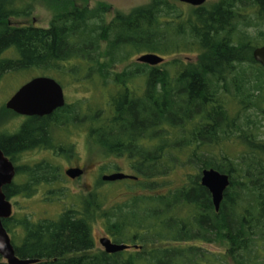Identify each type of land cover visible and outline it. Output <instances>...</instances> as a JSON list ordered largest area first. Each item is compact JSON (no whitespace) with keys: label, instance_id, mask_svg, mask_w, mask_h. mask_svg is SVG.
I'll return each instance as SVG.
<instances>
[{"label":"trees","instance_id":"trees-1","mask_svg":"<svg viewBox=\"0 0 264 264\" xmlns=\"http://www.w3.org/2000/svg\"><path fill=\"white\" fill-rule=\"evenodd\" d=\"M13 6L0 0V77L6 72L37 68L64 87L66 75L71 83L101 85L108 99L100 100L96 107L80 101L46 117L29 118L17 132L0 135L5 155L18 156L36 147L64 149L63 144H55L48 126L77 123L80 126L76 127L93 134L95 142L108 152L127 156L138 176L131 182L146 190L130 197L135 205L121 204L107 211L105 227L112 239L182 241L194 234L216 233L217 240L224 236L229 242L220 260L206 252L202 259L185 262L176 257L167 264H264V137L260 126L264 124V67L252 55L261 43L230 33L217 40L174 43L152 51L163 56L193 53L196 58H175L159 66L132 62L122 72H115L113 68L129 58L91 60L76 55L66 58L56 50L37 52L32 36L44 32L9 29L7 20L14 15ZM179 7L171 0H151L128 15L117 13L111 27L156 30L165 26L173 31L190 27L197 35H207L250 15L264 21V0H220L212 9L201 6L182 11ZM65 13L82 20L90 9L75 8ZM62 28L50 30L56 31L60 42L67 31ZM11 51L12 57L3 56ZM61 69L65 71L63 77L55 73ZM134 81L138 82L136 87L132 86ZM253 108L263 121L246 115ZM227 142L242 148L228 152L225 148L232 145ZM207 147L214 148V153ZM178 168L185 172L183 184L170 188L169 179L159 181ZM206 168L229 175L230 185L219 211L200 182ZM164 187L169 189L162 191ZM73 211H66L57 223L28 227L24 245L15 246L16 253L22 258L40 259L36 264H158L150 262L151 251L144 250L120 254L119 260L104 251L85 255L94 241L85 219L68 216ZM115 217L117 221L112 223ZM0 264H6L1 256Z\"/></svg>","mask_w":264,"mask_h":264},{"label":"rangeland","instance_id":"rangeland-1","mask_svg":"<svg viewBox=\"0 0 264 264\" xmlns=\"http://www.w3.org/2000/svg\"><path fill=\"white\" fill-rule=\"evenodd\" d=\"M171 1L176 2L182 11H187L188 8L195 7L181 3L178 0ZM219 1L220 0H207L203 7L212 9ZM10 2L14 3V15L8 17L7 22L9 29L19 27L20 29L37 30L40 33L44 32L41 33L42 36H32V43L37 46L35 47L36 50H38L37 52L40 51L44 53L46 51L56 50L61 56L66 58L76 55L80 58H88L91 60L100 58L106 60L107 56H116L123 59L129 58L124 64L115 66L113 68L115 72H122L124 68L132 62H138V58L143 54L156 53L161 55L152 50L170 47L174 43H192L206 38L217 40L230 33L237 37H246L260 42L261 45L264 44V21H259L255 15L248 16L246 20H235L230 27L224 30L212 31L207 35H197L190 27H185L179 31H173L165 26H161L156 30H150L145 27H139L137 28L138 30H130L126 27L122 28L117 26L111 27L112 20L117 13L128 15L135 9L147 6L151 0H32L29 3L30 5L22 3L20 0H7V3ZM62 3H68V5H63ZM75 8H89L90 13L82 20L65 16L66 10ZM62 27L67 31L66 34H63L62 41L60 42V38H56V31L52 33L50 30L53 28L58 30ZM127 32L135 34L137 37H131ZM118 36H120V38H118ZM11 55H14V52L5 53L3 56L12 57ZM163 57L165 58V62H169L175 58L184 60L195 59L196 54L183 53L180 55ZM159 65L161 64L156 66ZM57 71L58 72L55 73L58 74L59 77H63L61 74L65 73L64 69ZM40 72L41 71L37 68H30L29 70L6 72L0 77V135L7 132L10 134L17 132L20 124L25 120L13 112L7 111L5 105L24 82L31 80L36 74H40ZM69 80V76L66 75L64 81H62L66 84L65 93L68 104L83 101L86 104L89 103L96 107L97 104L99 105L100 100L104 102L107 101L108 95L103 86L93 85V88V86H90L88 83L87 85H81L80 82L76 84L71 83ZM137 85L138 82L136 83L135 81L132 84V86L135 87ZM95 87L98 90H96ZM139 88L143 89V86ZM93 96H96V99H93ZM97 99L99 101H97ZM254 112L257 113L255 108L248 110L246 115L248 117L252 115V119L255 121H263L262 115L259 114V112L254 114ZM73 124L75 125L62 124L48 126L55 144L61 143L64 149H74L73 152L65 154L60 150L56 152L52 151V149H47V147H36L17 154L16 164L20 165L21 170H23L26 169L25 166H34L45 159L50 164H55L56 167L61 168L63 171L64 167L70 164L69 160L73 158V154H78L80 163H88V160H90L89 162L91 164L93 162L95 166L104 163L112 165L113 167L119 166L120 169H124L123 171L132 173V164H130L131 162L127 156L118 157L111 152H108L107 155L104 156L103 149L94 146L90 143V140L87 141L88 136L84 132V129L76 127L78 125L77 123ZM260 126L261 137H264V124ZM87 143H89V146ZM144 143L152 144L151 141H144ZM225 144L232 145V147L225 148V150L231 153H235L242 148L239 145H233L234 143L231 142ZM207 150L211 154L215 151L212 147H207ZM68 154H72V156L69 157ZM54 155H58L59 157ZM193 171L196 172L197 168L193 169ZM166 176L159 179V181L163 182L165 181L163 179H169L172 182H169L167 185L171 188L183 184L185 172L182 168H178L173 174L171 173L167 177ZM82 179L85 180V178ZM24 180V173L21 172L16 179V183L23 182ZM53 181L54 182L51 181V178H48L43 181L31 182L27 190L20 192L16 196L10 197V201L13 204V216L10 220L4 221V223L10 230H8V232L15 246L22 247L24 245L23 239L28 227H41L52 222L51 220H59L63 212L70 209L85 208V205H82L80 197H85V195H88L87 193L94 188L92 183L91 186L84 187L81 183L68 181L63 176ZM96 189L98 188H95L92 192L95 196L97 195L96 192H98ZM144 189L145 188L139 187V185H135L131 181L107 183L103 188V196L106 197V211H112L121 204L127 203L129 205H135L134 200L130 197L134 194L136 195L138 192L146 191ZM167 189L169 188L164 187L162 191H166ZM255 196H259V193ZM229 207H227V209L230 211L231 209ZM92 208L93 205H90L89 209ZM98 211L96 207V213H93L91 216L93 230H90V234L92 240H96L95 249L85 253V255H92L102 251L98 239L108 234L106 227H104L102 223H99ZM115 221H117V217L113 219L112 223ZM191 235L192 234H189V236ZM148 240L136 238L134 241H130L125 239L117 243L126 244L127 242H132L140 245L141 250L151 251L150 254L152 257H145L148 258L150 262L153 261L158 264H167L176 257L182 258L185 262H188L191 258L193 260L202 259L206 252L212 253L215 260H220L226 254L229 247V242L224 236L217 240L216 233H209L208 235L198 234V236L194 234L189 237V239H183L182 241L167 240L162 242L160 240L157 241V239ZM191 247L196 249H189ZM162 248H169L167 251L168 253L165 249L162 250ZM172 248H182L184 251H177V253H174ZM132 252L135 251H133V249L129 250L125 253V256ZM120 254L123 253L117 252L115 255L111 253L109 255H113L119 260ZM37 261L39 262L40 259H37ZM228 264H232V262Z\"/></svg>","mask_w":264,"mask_h":264},{"label":"water","instance_id":"water-1","mask_svg":"<svg viewBox=\"0 0 264 264\" xmlns=\"http://www.w3.org/2000/svg\"><path fill=\"white\" fill-rule=\"evenodd\" d=\"M181 3L195 7L203 6L207 0H178ZM253 58L264 67V45L253 50ZM165 58L156 53L143 54L138 58V62L152 66L161 64ZM65 104L64 93L61 85L51 77L39 76L24 84L6 103V108L22 115H45L50 114L56 108ZM80 171L69 169L67 174L76 177ZM15 176V167L12 161L0 148V254L9 264H34L37 259L19 258L16 256L11 237L4 225V220L12 216V204L4 193V186L11 184ZM107 180H122L125 178L136 179V176L124 173H114L105 177ZM201 185L211 194L215 210L219 211L224 194L230 185L229 175L214 168H206L201 172ZM101 245L106 253L115 254L125 250L128 245L112 241L109 237L100 239Z\"/></svg>","mask_w":264,"mask_h":264},{"label":"flooded vegetation","instance_id":"flooded-vegetation-1","mask_svg":"<svg viewBox=\"0 0 264 264\" xmlns=\"http://www.w3.org/2000/svg\"><path fill=\"white\" fill-rule=\"evenodd\" d=\"M38 76L52 77V75L42 74L41 72H40V74H36L34 77H38ZM52 78H54V77H52ZM54 79L61 85V87L63 89L64 98H65L64 106H65V105L68 104L67 100H66L65 87L56 78H54ZM29 81L30 80H27L26 82H24L19 87V89L24 84L28 83ZM64 106H62V107H64ZM62 107L56 108L50 114H45V115H22V114L16 113L13 110H10V109H8V110L13 112L14 114L22 117L23 119H25L19 126V127H22L24 122H26L29 118L34 117V116L46 117L48 115H51L52 113H55L58 109H60ZM85 133L88 136L87 141L90 140V143H92L94 146H98L99 148L103 149L104 156H106L107 153H108V151L106 150V147L103 146V145L100 146L98 143H96L94 135L91 134L89 131H85ZM87 144L89 146V143H87ZM47 149H52V151H56V152L60 150L62 153L64 152L65 154L68 153V152H73V150H74V149H62V148H52V147L51 148H47ZM92 150H94V149H92ZM62 153H61V155H62ZM74 155H75V157H74ZM6 156L12 161V163H13V165L15 167V176L13 178L12 183L4 186V188H3L4 193H5V195H6V197L8 198L9 201H10V197L16 196L20 192H22L24 190H27L28 186L30 185L29 183L43 181L44 179H48V178H51V181L54 182L53 180H56L58 177H60V176L62 177L63 176L68 181L81 183L84 187H88V186H91L93 184L94 185L93 190L89 191L87 193L88 195H85V197H80L82 205H85V208H83L84 211H86V209H88V211H90V214H88V211L85 213L82 208L81 209H74L75 211L68 213V216L72 217L73 219H81V220L85 219V221H87V223L85 222V224L90 230L91 229L93 230V222H91V218H92L91 216L93 215V213L94 214L96 213L95 212L96 207H98V210H99L98 213H97L98 214V219L100 220L99 223H102L104 227L106 225V217H105L106 214H107V211H106L107 208H106V202H105L106 201V197L103 196L104 195L103 188L105 187V185L107 183L136 181L138 179V176L135 175V170L133 169V167L131 168L132 173H128L127 171H123L124 169H120L119 166L118 167H116V166L113 167L112 165L104 164V163L102 165L95 166L94 163L92 162V164H91L89 162L90 160H88V159H87L88 163H83V162L80 163L79 162L80 161V157L78 156V154L77 155L73 154V158H71L69 160L70 164H68L66 167H64L63 171H62L61 168L56 167L55 164H50L45 159L40 161L38 164H36L34 166L33 165H27V166H25L26 169L21 170L20 165L16 164V162H17V156L16 155H14L12 157L9 156V155H6ZM54 156L59 157L58 155H54ZM68 156L70 157V156H72V154H68ZM72 161H74V162H72ZM69 169H78L80 171V173L78 175H76V177H71L69 174H67V170H69ZM21 172L24 173V179L25 180L23 182L16 183V179H17L18 175H20ZM114 173H124L126 175L136 176V179L125 178V179H122V180L110 181V180H107L105 178L106 176L112 175ZM82 178H85V180L82 179ZM17 187H20L21 189L18 190V189H16ZM31 188H32V186H31ZM95 188H98V189H96V190H98V192L95 191L97 193L96 196L94 194H92V192L95 190ZM13 189H15V190H13ZM90 194H92V195H90ZM11 204H12V202H11ZM90 205H93L92 209H89ZM12 209H13V204H12ZM63 214H66V213L65 212L61 213L60 217ZM84 215H85V217H84ZM12 216H13V212H12ZM12 216L10 218L4 220V221L10 220L12 218ZM51 221L53 223H57L58 220H51ZM99 223H97V224H99ZM4 225H5V223H4ZM5 227L7 229L6 225H5ZM8 230L9 229H7V231ZM103 230L105 231L104 228H103ZM102 237H109L112 241H115L108 234L105 235V236H102ZM101 238L98 239V242H99V244H100V246L102 248V251L106 252L105 248L100 243V239ZM132 241H134V240H132ZM12 243H13V241H12ZM95 243H96V240L93 243L92 249H95ZM126 245H128V247L125 250L121 251L120 253H126V252H128L129 250H132V249H133V251L141 250L140 245H138L136 243L127 242ZM14 249H15V245H14ZM15 253H16V249H15ZM0 256L2 257L3 261L6 264H9L8 261L1 254H0ZM16 256H18L19 258H22L17 253H16ZM22 259H24V258H22ZM36 263H34V264H36Z\"/></svg>","mask_w":264,"mask_h":264}]
</instances>
